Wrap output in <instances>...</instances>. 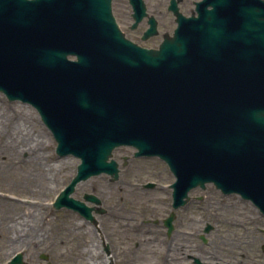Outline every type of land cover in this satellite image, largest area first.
Listing matches in <instances>:
<instances>
[{"label": "water", "instance_id": "obj_1", "mask_svg": "<svg viewBox=\"0 0 264 264\" xmlns=\"http://www.w3.org/2000/svg\"><path fill=\"white\" fill-rule=\"evenodd\" d=\"M111 1L0 0V92L37 111L57 156L80 161L53 208L96 225L105 210L85 202L99 199L71 195L91 177L116 181L112 152L128 146L167 164L173 209L212 184L264 215V0H202L188 18L173 0L176 28L150 50L124 37ZM130 4L134 30L147 14ZM147 23L143 40L158 34Z\"/></svg>", "mask_w": 264, "mask_h": 264}, {"label": "rangeland", "instance_id": "obj_2", "mask_svg": "<svg viewBox=\"0 0 264 264\" xmlns=\"http://www.w3.org/2000/svg\"><path fill=\"white\" fill-rule=\"evenodd\" d=\"M152 1L145 0L147 3L145 7L147 14L153 16L157 22L158 35L149 38L145 42H141L140 39L143 32L147 29L146 20H143L136 30L132 31L129 29L132 21L128 0H113L111 6L115 21L125 37L147 48H157L163 36H171L176 27L174 17L167 11V6H149ZM193 9L194 6H179L180 12L186 17L191 15ZM1 103H4V107L0 111L3 122V128H0V132L8 133L9 131L12 133L13 126L18 125L20 128V132L17 131L18 135L22 137V141L25 144H28L27 148L31 146L36 152L32 155H29L27 151L23 152L20 157L24 160V163L14 173L22 174L23 171L28 173L31 170H38L35 177L36 180L31 177L24 180V184L32 186L34 190L35 186L41 183V181H37L41 178L40 175L46 174V171L51 166L54 170L51 173H47L46 180H49V183L42 185L41 192L24 196H13L14 191L9 189L11 188L9 185H12V182L17 181V179L9 172L7 164L3 165L0 163V221L4 225H9L7 233L0 232V264H7L8 261L18 254L22 256L23 264H26L25 253L22 250L15 251L9 257V241H12L11 232L13 228L19 229L21 228L20 226H23L20 223L14 227L12 222L16 220L19 222L26 221L29 223L28 226L34 229L48 230L66 228L64 226H67L70 230L74 229L84 233V236L86 234L84 240H73L64 248L49 246L38 251L37 259L40 264H87V262H99L100 256L86 257V253L83 250L85 246L93 251L100 247L108 264H160L157 250L151 248L148 244L146 246L143 245L140 241V236L142 230H149L153 233L156 241H163L162 244L156 243L159 245V252H161L162 250L168 251L172 238L178 233L176 231L171 238H168L166 229L163 226V221L172 212L171 189L169 186L174 182V178L165 163L157 158H135L133 157L135 150L130 147L116 148L112 152V159L119 165L118 180L111 181L109 176L101 174L80 182L79 184L83 187H79L80 189L75 188V192L71 195L76 200H82L85 194L96 196L100 201V207L105 210V213L95 216L96 226L72 225L75 220L82 218L72 210L65 208L55 210L52 204L57 195L75 176L79 160L71 156H66L65 158L57 156L55 153L56 142L51 132L41 122L37 111L33 107L20 101H9L2 93H0ZM40 155L45 156L41 161L45 170H41L38 167L39 165H37L39 162L34 160L36 156ZM48 155L52 157L49 160L46 159ZM62 161L67 164L64 168H60L59 165ZM128 184H132L133 186L131 187L137 189L136 194H133L134 192L131 190L126 192L125 186ZM148 184H153V188H146ZM9 194L19 200L9 201ZM26 199L29 201H22ZM34 199L43 200L39 202L47 203L49 207L44 210L35 206L29 207L35 205L36 201ZM147 200H151V203H146ZM227 203L235 205V207L223 209V205ZM145 205L148 206L145 207ZM221 213H232L233 215L231 216L235 219V223L242 221L241 214L247 217L258 216L251 204L242 201L236 194L224 196L211 184L206 185L203 190L198 187L191 190L188 204L175 212L180 218H185L184 229L190 227L189 231L194 233H196L197 227L206 225L213 227L216 225L217 217ZM42 215L44 217L40 218ZM130 222L134 226L126 229L125 225ZM256 222L255 227L264 228L263 219H258ZM141 223L144 224L141 225ZM248 226L246 225V227ZM221 228L219 231H221ZM105 245L109 246L111 251H115L117 254H122L125 251L128 253L126 259L122 260V258L117 259L116 256H111L110 261H108L103 250ZM135 245L138 247V255L136 260H132L130 254Z\"/></svg>", "mask_w": 264, "mask_h": 264}, {"label": "bare ground", "instance_id": "obj_3", "mask_svg": "<svg viewBox=\"0 0 264 264\" xmlns=\"http://www.w3.org/2000/svg\"><path fill=\"white\" fill-rule=\"evenodd\" d=\"M3 107H4V103H1L0 104V111L3 110ZM0 128H3L2 115H0ZM19 130H20L19 126L14 125L12 133H10L9 131H8V133L4 132V131L0 132V163L3 165L7 164V166H9V172L12 173L15 176V178L17 179V181L12 182V185H9V187H11L9 189L14 191L13 196H15V195L24 196V195H28V194H34V193L36 194V193L41 192L40 189L42 188V185L44 183H49V180H46L47 179V177H46L47 173L48 172L51 173L54 170V168L51 166V168H49V170L46 171V174L45 173L41 174L40 175L41 178H39V180H37V181H41V183H40V185H36V186L34 185L36 187L34 190H33L32 186L25 185L24 180H26L30 177L33 180H36L35 177H36V173H38L37 172L38 170H31L28 173H25L23 171L22 174L14 173V171L17 168L21 167V164L24 163V160L21 159V157H20L23 154V152L27 151V153L29 155L36 153L35 150L31 146H29L27 148L28 144H25V142L22 141V137H20L17 133V131L20 132ZM43 157L45 158L44 155H40V156H36V158H34L35 161L39 162V164L37 163V165H39L38 167L41 170L44 169L43 165L41 164ZM51 158L52 157L50 155L46 156L47 160H49ZM59 165H60V168H64V167H66L67 164H65L62 161L61 163H59ZM131 186H133V185L128 184L125 186L126 192H130V190H131L132 192H134L133 194H136L137 189L135 187H131ZM79 187L81 188L83 186L81 184H78L76 186V188L78 189ZM37 189H38V191H37ZM14 200H19V199H16V198L12 197L11 194H9V201H14ZM22 201H29V200L26 199V200H22ZM34 201H36L35 205L30 204L31 206H29V207L35 206L41 210L47 209L49 207V204L39 202V201H43V200L34 199ZM139 202H141V201H139ZM147 202L151 203V200H147L146 203ZM230 203L224 204L223 209H229V208L235 207V205H232ZM147 206L148 205H145V207H147ZM252 207L256 210V208L254 206H252ZM222 211L225 212L224 210H222ZM256 214H258V212ZM219 216L222 217L224 222H227L229 220L228 218L225 217V216H227L226 214L221 213V215H219ZM43 217H44L43 215L40 216V218H43ZM240 217L242 218V221L236 222V223H234V225L239 226V227H244V226L246 227V225H249L246 228L252 229V230L255 229V226H256L255 223H257L256 221L258 219L259 220L264 219V215H262V214H258V216L252 215V217H247V216H244L243 214H241ZM12 223H14L13 224L14 227H16V225H18L20 223L23 226H20L21 228H19V229L13 228V230L11 232L12 241H9V243H10L9 244V257H11L15 253V251L22 250L25 253L24 259L26 260V264H40L39 260L37 259L38 251H40V250L48 248L49 246L64 248L67 244H69L73 240H76V239L84 240V237L86 236V234L84 236V233H81L78 230H74V229L70 230L69 227H67V226H64L66 228H55V229L42 230V229H34L32 227H29L28 226L29 223L26 221H20L19 222L16 220V221H13ZM143 224L144 223H141V225H143ZM72 225L89 226L87 224V222L83 219L75 220L72 223ZM133 226H134V224L132 222L127 223L125 225L126 229L132 228ZM189 229H190V227H189ZM184 233H187V234L191 233L190 235H192L194 232L186 229ZM140 241H141V243H143V245L146 246L148 244L151 248H154L157 250V255L159 256V259H160V264H168L169 263V261L171 259V255H169V252L167 250L166 251L162 250L161 252H159L160 248H158L159 245L156 243L162 244L163 241H161V240L156 241L153 233H151L149 230H142L141 236H140ZM162 249H164V248H162ZM83 250L86 253V257L92 258V257L100 256L99 262H95V263L87 262V264H108L107 261L104 259L103 251L100 249V247L97 248L96 251L95 250L93 251L91 248L85 246V247H83Z\"/></svg>", "mask_w": 264, "mask_h": 264}, {"label": "flooded vegetation", "instance_id": "obj_4", "mask_svg": "<svg viewBox=\"0 0 264 264\" xmlns=\"http://www.w3.org/2000/svg\"><path fill=\"white\" fill-rule=\"evenodd\" d=\"M174 1L177 6H196L200 0ZM144 3L146 6L145 0ZM170 3L171 0H153L149 6H170ZM229 214H226L225 217L231 222L228 219L227 222H224L219 216L216 220L217 224L215 223V227H211L208 233H205L206 226H200L201 228L197 227L196 233L192 235L184 233L186 229L189 230V227L184 229L185 218H180L175 214L173 231L170 234L166 232L168 238H171L176 231L178 232L168 246V252L171 255L169 264H264V228L255 227L252 230L245 226H235V219L231 216L233 214ZM87 224L91 225L89 222ZM220 227H222L221 231H219ZM8 230L9 225H4L0 221V232L7 233ZM103 250L108 261L111 256L124 260L128 254L125 251L122 254H117V252L111 251L107 245ZM137 255L138 247L135 245L130 254L131 259L136 260Z\"/></svg>", "mask_w": 264, "mask_h": 264}]
</instances>
